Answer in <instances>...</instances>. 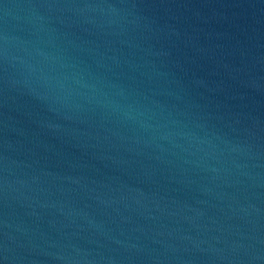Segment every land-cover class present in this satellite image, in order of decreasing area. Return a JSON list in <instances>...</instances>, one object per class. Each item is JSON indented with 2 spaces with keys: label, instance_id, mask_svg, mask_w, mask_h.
I'll return each mask as SVG.
<instances>
[{
  "label": "water",
  "instance_id": "95a60500",
  "mask_svg": "<svg viewBox=\"0 0 264 264\" xmlns=\"http://www.w3.org/2000/svg\"><path fill=\"white\" fill-rule=\"evenodd\" d=\"M0 264H264V0H0Z\"/></svg>",
  "mask_w": 264,
  "mask_h": 264
}]
</instances>
